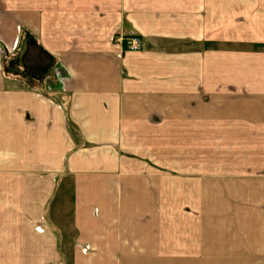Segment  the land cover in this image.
<instances>
[{"label": "crops", "instance_id": "1", "mask_svg": "<svg viewBox=\"0 0 264 264\" xmlns=\"http://www.w3.org/2000/svg\"><path fill=\"white\" fill-rule=\"evenodd\" d=\"M0 264H264V0H0Z\"/></svg>", "mask_w": 264, "mask_h": 264}, {"label": "built area", "instance_id": "2", "mask_svg": "<svg viewBox=\"0 0 264 264\" xmlns=\"http://www.w3.org/2000/svg\"><path fill=\"white\" fill-rule=\"evenodd\" d=\"M116 41H119L121 43L122 50L124 51L139 50L143 47L141 38L135 35L127 36Z\"/></svg>", "mask_w": 264, "mask_h": 264}, {"label": "water", "instance_id": "3", "mask_svg": "<svg viewBox=\"0 0 264 264\" xmlns=\"http://www.w3.org/2000/svg\"><path fill=\"white\" fill-rule=\"evenodd\" d=\"M30 53H33V55H35V57H32L31 60H30ZM45 55H47V54H46L45 52L39 50L38 48H37V49L32 48V49L30 50V52L27 53V55H25V59H26V60H25V63L28 64V63L34 61L36 64H34L33 62H32V63L35 65V67H37L38 65L41 66V64H43V61H44V59H45ZM46 58H47V57H46ZM34 59H35V60H34ZM37 59H38V60H37ZM27 61H29V62L27 63ZM39 61H41V62L39 63ZM37 62H38V63H37Z\"/></svg>", "mask_w": 264, "mask_h": 264}]
</instances>
